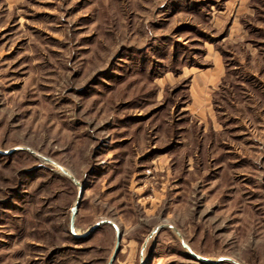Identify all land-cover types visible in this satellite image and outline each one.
<instances>
[{
    "label": "rangeland",
    "instance_id": "1",
    "mask_svg": "<svg viewBox=\"0 0 264 264\" xmlns=\"http://www.w3.org/2000/svg\"><path fill=\"white\" fill-rule=\"evenodd\" d=\"M116 234L110 264H264V0H0V264Z\"/></svg>",
    "mask_w": 264,
    "mask_h": 264
},
{
    "label": "water",
    "instance_id": "2",
    "mask_svg": "<svg viewBox=\"0 0 264 264\" xmlns=\"http://www.w3.org/2000/svg\"><path fill=\"white\" fill-rule=\"evenodd\" d=\"M60 171H61L65 176H69V174H67V172H65L64 170L60 169ZM74 209H76V206L74 207ZM101 224H109V225H111V226L116 230V227H115L114 225L110 224V223L107 222V221H101V222L97 223L94 227H92V229L90 230V232H93V231H94L98 226H100ZM119 240H120L119 235L116 234V244H115V249H114L113 255H112V257H111V259H110V261H109L108 264H110V263L113 261L115 255H116L117 252H118V249H119V248H118ZM183 246H184V245H183ZM198 258H199V259H202V260H205V261H209V260L204 259V258H200V257H198ZM229 261H230V260H229ZM230 262H232L233 264H236V263L233 262V261H230Z\"/></svg>",
    "mask_w": 264,
    "mask_h": 264
},
{
    "label": "bare ground",
    "instance_id": "3",
    "mask_svg": "<svg viewBox=\"0 0 264 264\" xmlns=\"http://www.w3.org/2000/svg\"><path fill=\"white\" fill-rule=\"evenodd\" d=\"M56 168H58V166H56ZM59 171H60V168H59ZM68 174V173H67ZM70 176V175H69ZM69 176H67V177H69Z\"/></svg>",
    "mask_w": 264,
    "mask_h": 264
}]
</instances>
